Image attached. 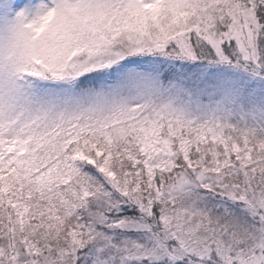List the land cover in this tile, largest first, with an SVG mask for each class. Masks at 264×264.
Wrapping results in <instances>:
<instances>
[{"label":"snow or ice","instance_id":"6c2138e0","mask_svg":"<svg viewBox=\"0 0 264 264\" xmlns=\"http://www.w3.org/2000/svg\"><path fill=\"white\" fill-rule=\"evenodd\" d=\"M0 264H264V0H0Z\"/></svg>","mask_w":264,"mask_h":264}]
</instances>
